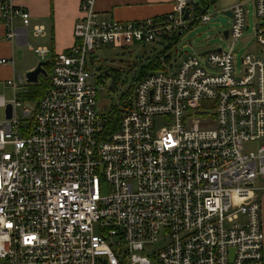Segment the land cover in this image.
<instances>
[{
  "label": "built area",
  "instance_id": "2783aa9c",
  "mask_svg": "<svg viewBox=\"0 0 264 264\" xmlns=\"http://www.w3.org/2000/svg\"><path fill=\"white\" fill-rule=\"evenodd\" d=\"M250 4L261 49L238 74ZM199 8L175 0L162 17L116 20L80 0L74 44L34 49L51 65L41 100H18L26 76L6 82L16 95L0 96L13 106L0 120V264H264V0L228 9V47L178 62L165 52L163 68L134 81L116 129L98 110V85L110 80L96 47L177 36L212 20ZM0 15L7 40L26 35L30 13L17 0H0ZM157 117L173 120L165 135Z\"/></svg>",
  "mask_w": 264,
  "mask_h": 264
},
{
  "label": "rangeland",
  "instance_id": "374dc122",
  "mask_svg": "<svg viewBox=\"0 0 264 264\" xmlns=\"http://www.w3.org/2000/svg\"><path fill=\"white\" fill-rule=\"evenodd\" d=\"M202 5V1L198 0ZM209 4L208 13L211 15L212 19H216L225 15L226 10L233 7L240 0H216L215 3H212L213 0H207ZM249 18V29L245 30L243 37L240 38L235 44V67L237 73L239 74L244 66L242 64V57L245 56L250 51L260 50V46L257 45V39L255 31L253 29L254 25L261 20L254 12V6L249 5L248 11ZM221 21H209L207 23H199L194 26L192 29L188 30L187 33L177 42L173 43L170 46L172 40L176 37H170L169 42H166V53L174 58L183 53H192L199 55L204 51L213 50L216 48H225L228 47V42L224 38V32L228 29ZM32 39V35H30ZM164 39V38H162ZM163 45H160L158 40L154 43H149L147 45H142L140 43H135L130 46L121 47L111 44H102L97 46L94 53L92 54L93 59L96 64L100 65L101 72L105 69H118L120 71V78L117 83V88L113 91H110L107 88H103V84L100 82L98 87L100 89L98 96V110L102 113L107 112L110 107L113 105H118L119 109L124 111L125 106L122 104L119 105V97L122 94H125L129 91L134 83V79L140 73L143 66H147L150 61L153 60L155 56V51L160 50ZM165 46L162 47V50ZM41 62V60H39ZM94 66H91L93 69ZM22 73L21 75H23ZM26 75V72H25ZM18 81V78L16 79ZM110 80V79H109ZM110 84V82H109ZM19 85H21L19 83ZM109 86V85H108ZM28 89V85L21 86L17 91V98L22 103V106L33 107L34 103L26 102L23 100V94ZM0 94L4 95L6 99L12 100L14 98V90L10 87L5 81L0 82ZM131 101L133 98V91L131 94ZM128 97V96H127ZM18 114L23 116L22 109H18ZM5 117V108L0 107V120ZM157 125L154 130L155 135H165V132L170 129V126L173 123V120L157 117ZM259 184L261 182H258ZM165 242V241H164ZM163 242L157 243V247Z\"/></svg>",
  "mask_w": 264,
  "mask_h": 264
},
{
  "label": "crops",
  "instance_id": "0c3cea01",
  "mask_svg": "<svg viewBox=\"0 0 264 264\" xmlns=\"http://www.w3.org/2000/svg\"><path fill=\"white\" fill-rule=\"evenodd\" d=\"M17 3L30 13V24L24 29L26 35L12 42L5 38V27L0 15V82L25 77V72L33 70L41 60L34 50L37 47L48 48L50 56L68 50L75 42L73 30L81 14L80 0H17ZM174 7L175 0H96L97 12L103 19L139 20L160 17L173 11ZM36 26H43L45 34L36 35ZM169 40L172 39L164 37L158 40L166 51L165 43ZM162 47L154 55L165 51ZM171 57L172 61L180 60L179 55L177 58L173 55ZM2 59L11 62L3 63ZM262 201L264 212V195Z\"/></svg>",
  "mask_w": 264,
  "mask_h": 264
},
{
  "label": "trees",
  "instance_id": "16d2710c",
  "mask_svg": "<svg viewBox=\"0 0 264 264\" xmlns=\"http://www.w3.org/2000/svg\"><path fill=\"white\" fill-rule=\"evenodd\" d=\"M201 1H202L203 8L198 9V15L205 14L206 10L209 8V4H210L207 0H201ZM215 2H216V0L212 1V3H215ZM160 17H162V16H160ZM155 18H159V17H155ZM197 24H199V20L193 22L188 30L192 29ZM187 31H185L182 34H178L176 36V38L172 41V43H170V46L173 43H177L187 33ZM167 50H169V49H167ZM165 52H166V50L163 52H160L159 54H156L153 57V60L150 61L147 66H143V68L141 69L140 73L136 76L134 81L140 80L143 77H145L147 74L163 68V63H162L161 57L164 55ZM165 58H164L163 62L168 61V57H165ZM45 68L47 71H50L51 65L47 64L45 66ZM110 71L116 75V80L118 83V80L120 78V71L118 69H110ZM100 80L101 79H99V81ZM48 85H49L48 78L45 76H41L38 83L28 84V89L25 92V94H23V100H25L26 102H31V103L37 104L41 100V98L44 96V94L48 88ZM133 87H134V84H132V87L129 89V91L127 93L122 94L119 97V105L122 104L123 106H125V108L129 107V105L131 104L130 98L132 96L131 94L133 91ZM121 112H123V111L119 109L117 104L114 106L112 105L110 107V109L108 110L107 113H108L109 119H108L107 127L111 131L116 129L118 122H119Z\"/></svg>",
  "mask_w": 264,
  "mask_h": 264
},
{
  "label": "water",
  "instance_id": "95a60500",
  "mask_svg": "<svg viewBox=\"0 0 264 264\" xmlns=\"http://www.w3.org/2000/svg\"><path fill=\"white\" fill-rule=\"evenodd\" d=\"M231 15H232L231 11L228 10L226 11L224 16L216 18V19H212V21H221L225 25H227V19L228 17H231ZM187 17H188V13L185 14V18ZM224 33H225V36L228 35L227 30ZM48 63H49V60H45V61L41 60V62H39V64L33 70L28 71L25 75L27 82L30 84H36L39 82L41 76H47V70L45 66ZM104 74L110 79V84L108 86V89L110 91L115 90L117 88L116 75L108 69L104 70ZM12 113H13V106L11 103H8L5 108V118L10 119L12 117Z\"/></svg>",
  "mask_w": 264,
  "mask_h": 264
},
{
  "label": "flooded vegetation",
  "instance_id": "af4514ba",
  "mask_svg": "<svg viewBox=\"0 0 264 264\" xmlns=\"http://www.w3.org/2000/svg\"><path fill=\"white\" fill-rule=\"evenodd\" d=\"M108 78V77H107Z\"/></svg>",
  "mask_w": 264,
  "mask_h": 264
}]
</instances>
